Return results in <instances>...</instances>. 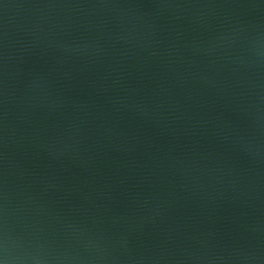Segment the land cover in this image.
Masks as SVG:
<instances>
[{"label": "water", "instance_id": "1", "mask_svg": "<svg viewBox=\"0 0 264 264\" xmlns=\"http://www.w3.org/2000/svg\"><path fill=\"white\" fill-rule=\"evenodd\" d=\"M0 264H264V0H0Z\"/></svg>", "mask_w": 264, "mask_h": 264}]
</instances>
